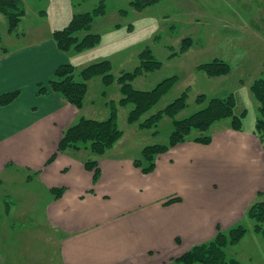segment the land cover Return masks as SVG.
<instances>
[{
    "label": "crops",
    "instance_id": "obj_1",
    "mask_svg": "<svg viewBox=\"0 0 264 264\" xmlns=\"http://www.w3.org/2000/svg\"><path fill=\"white\" fill-rule=\"evenodd\" d=\"M85 53L68 56L51 38L0 56V95L19 92L0 105V173L13 166L38 172L47 189L65 188L47 205L49 223L65 234L63 264H165L241 222L264 192V148L252 132L178 145L149 175L131 159L98 158L94 183L82 152L48 164L64 130L84 116L55 92L40 94V86ZM173 198L181 200L166 204Z\"/></svg>",
    "mask_w": 264,
    "mask_h": 264
},
{
    "label": "rangeland",
    "instance_id": "obj_2",
    "mask_svg": "<svg viewBox=\"0 0 264 264\" xmlns=\"http://www.w3.org/2000/svg\"><path fill=\"white\" fill-rule=\"evenodd\" d=\"M20 1L25 16L13 31H9L8 20L0 13V56L4 54V48L9 52L15 47L47 42L74 14L93 11L100 3V0ZM103 1L107 5V14L96 19L91 30L101 34L102 41L95 50L72 63L80 71L91 63L107 60L116 77L111 86H105L100 77L89 82V92L81 109L84 117L103 121L110 116V106H117V123L123 135L101 158H127L134 166L136 160L143 158L144 148L169 143L174 120L190 117L212 98L229 95L236 98L235 115L245 113L242 115L243 131L255 132L258 103L250 92V84L264 74V0H161L142 12L130 8L127 0ZM121 10L128 13L123 16ZM189 39L192 46L185 49L184 42ZM147 50L159 66L144 70L132 81L136 90L151 91L173 76L180 80L139 121L130 123L128 116L134 106L119 105L123 99L119 78L139 69L144 62L141 54ZM70 55L79 54L71 52ZM215 59L228 63L231 74L213 78L199 70L200 65ZM77 80H80L79 76ZM202 95H206L207 101L200 104ZM183 96H186L187 106L175 119L162 115L156 126L146 128L149 118ZM227 130L235 131L230 128V120L216 123L209 134L213 137ZM200 135L203 136L193 131L192 140L185 143H195L193 139ZM81 152L93 157L83 147L73 153ZM38 175V172L13 166L0 173V264H63L60 247L65 234L49 223L47 205L54 196L51 189L42 185ZM250 206L244 219L235 225H244L248 229L247 235L238 244L229 246L226 253L228 259L242 264H264V239L254 232L247 217ZM233 227L221 231L227 233ZM174 259L165 264H171Z\"/></svg>",
    "mask_w": 264,
    "mask_h": 264
},
{
    "label": "trees",
    "instance_id": "obj_3",
    "mask_svg": "<svg viewBox=\"0 0 264 264\" xmlns=\"http://www.w3.org/2000/svg\"><path fill=\"white\" fill-rule=\"evenodd\" d=\"M127 1L130 8L142 12L161 0ZM0 13L8 20L9 31H13L25 16V9L20 0H0ZM127 13V10H121L123 16ZM106 14L107 5L103 0H100L99 5L93 11L74 14L66 26L53 33V39L58 49L63 53L82 54L98 47L102 41V36L99 33H93L91 30L95 20L105 17ZM184 43L185 49L192 46L191 39L185 40ZM2 52H7V49L4 48ZM141 58L144 62L139 69L119 78L120 90L123 96L119 105L126 107L128 104H132L134 106L128 116L130 123L139 121L167 96L180 80L178 76H173L163 80L151 91L136 90L132 81L138 75H141L144 70H152L159 66L153 60V55L149 50L144 51ZM199 70L213 78L225 77L232 72L231 66L219 59L200 65ZM77 76L80 80H77ZM98 77L101 78L105 86H111L115 82L116 77L112 73L110 61L104 60L91 63L80 71L72 63L63 64L56 69L51 80L40 86L39 93L44 95L50 91L55 92L63 96L72 106L81 110L89 92V82ZM250 92L258 103L259 113L254 134L259 136L264 147V74L250 84ZM18 94L19 92L16 91L0 95V105L4 106L12 103ZM206 101V95L200 96V104ZM209 102L202 110L190 117L183 120H174V129L169 143L144 148L143 158L136 160L134 166L141 168L142 173L145 175L153 173L156 168L157 157L167 153L179 144L191 141L193 131L200 132L203 135L194 138L195 143L210 145L213 141L212 135L209 134L210 129L219 122L230 120L231 129L238 132L243 131L242 115L245 113H242L241 116L235 115L236 98L234 95L224 98H212ZM186 106V96H183L158 115L149 118L145 124L146 128L156 126L162 115L175 119ZM117 119L116 104L110 106V116L106 120L100 121L81 117L76 123L64 130L58 150L51 157L48 164L53 163L59 154L69 151L79 152L83 147L93 155L92 158L85 160L84 166L88 171L93 172L94 183H96L100 176L97 159L111 150L123 135L118 127ZM50 193L53 194L54 200H58L65 193V188H53ZM180 200V198H173L166 204H173ZM247 217L253 224L254 232L264 239V192L257 194V200L250 206ZM247 233L248 229L244 225L235 226L227 233L219 229L212 241L193 247L181 258L174 259L171 264H242L240 261L228 259L226 249L241 242Z\"/></svg>",
    "mask_w": 264,
    "mask_h": 264
}]
</instances>
